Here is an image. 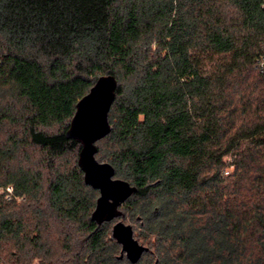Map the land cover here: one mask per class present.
<instances>
[{
  "label": "trees",
  "instance_id": "trees-1",
  "mask_svg": "<svg viewBox=\"0 0 264 264\" xmlns=\"http://www.w3.org/2000/svg\"><path fill=\"white\" fill-rule=\"evenodd\" d=\"M261 60L264 0H0L3 263L132 264L113 237L122 222L148 249L136 264H264ZM103 77L117 88L95 157L136 188L112 228L92 219L100 193L67 138ZM29 148L43 153L46 189Z\"/></svg>",
  "mask_w": 264,
  "mask_h": 264
},
{
  "label": "water",
  "instance_id": "water-1",
  "mask_svg": "<svg viewBox=\"0 0 264 264\" xmlns=\"http://www.w3.org/2000/svg\"><path fill=\"white\" fill-rule=\"evenodd\" d=\"M116 88L114 78H100L77 104L76 114L67 132L68 139L76 140L82 146L79 166L85 174L86 184L100 193L92 215L99 225L120 217V208L136 191L128 182L115 178V169L111 164L99 162L95 157L96 143L111 132L108 117ZM113 237L122 246V256L125 255L132 264L138 263L148 250L135 240L133 228L122 222L114 226Z\"/></svg>",
  "mask_w": 264,
  "mask_h": 264
},
{
  "label": "rangeland",
  "instance_id": "rangeland-1",
  "mask_svg": "<svg viewBox=\"0 0 264 264\" xmlns=\"http://www.w3.org/2000/svg\"><path fill=\"white\" fill-rule=\"evenodd\" d=\"M0 142H3L2 140H0ZM100 146V145H99ZM102 149H104L102 147ZM27 152H28V155H30V167L32 168L33 171H41L44 176H43V181H42V186L44 189H46L47 187V181L49 179V174L50 171L45 169L44 167V157H43V153H41L39 150H34V148H29L27 149ZM103 155V153H102ZM23 157H25V155H23ZM77 155L76 153H71V154H68L66 155V157L62 160V165L64 166L63 168H67L70 163H74L77 161ZM99 160L103 161L104 160L102 159L101 155L100 157L98 158ZM26 162V161H25ZM224 162L225 164L228 166L226 169H225V172H224V176L225 177H229L231 176L234 171H235V166L231 165L233 164L234 162V157H231V156H227L224 158ZM60 171H65V170H60ZM3 189L0 190V195H4L3 193ZM5 196V195H4ZM6 199V197H5ZM6 200H10V199H6ZM17 201L21 202L23 200V198H17L16 199ZM127 214V213H126ZM119 220L117 221H113V223L110 224V228L113 227V225L118 222ZM124 222L126 224H130V217L128 215H126L125 219H124ZM57 226L54 225V228H53V231H52V234H53V238L54 240H58L59 239V245H55L54 244V247L52 245V248L54 251H56L58 248L59 250L61 249V241L60 239L64 238L65 236V232L62 230L61 226L56 224ZM134 229H135V238L140 242V243H143V239H142V236H140V229H139V225H134ZM1 248L4 249V253L6 255H9V254H12V253H18V249H15L13 247H10V242L6 241L4 243L1 244ZM30 246L27 247V249L29 250ZM12 250V251H11ZM23 253V252H22ZM21 253V254H22ZM41 259L40 258H36L34 260L31 261V264H41Z\"/></svg>",
  "mask_w": 264,
  "mask_h": 264
},
{
  "label": "built area",
  "instance_id": "built-area-1",
  "mask_svg": "<svg viewBox=\"0 0 264 264\" xmlns=\"http://www.w3.org/2000/svg\"><path fill=\"white\" fill-rule=\"evenodd\" d=\"M257 68H259L261 71H264V60L259 61ZM6 199H11L13 196V188L9 187L6 190H3L2 192ZM0 264H4L1 257H0Z\"/></svg>",
  "mask_w": 264,
  "mask_h": 264
}]
</instances>
